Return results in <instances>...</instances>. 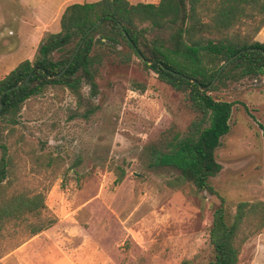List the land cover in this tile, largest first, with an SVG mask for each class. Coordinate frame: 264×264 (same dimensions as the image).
<instances>
[{
  "label": "rangeland",
  "instance_id": "374dc122",
  "mask_svg": "<svg viewBox=\"0 0 264 264\" xmlns=\"http://www.w3.org/2000/svg\"><path fill=\"white\" fill-rule=\"evenodd\" d=\"M30 1L50 17L59 5L79 3L0 0V79L36 54L38 45L29 52L33 35L21 20L29 17ZM254 40L264 42V26ZM100 43L91 51L93 89L82 82L75 96L47 88L26 100L15 119L16 131L35 153L61 165L23 179L30 190L48 184L42 217L53 223L34 236L8 230L0 240V264H198L209 252L208 229L219 199L229 217L239 202L264 205V73L253 80L227 73L207 93L231 104L228 133L214 151L220 170L207 180L215 192L210 195L190 183L170 187L179 172L154 163L157 153H166L165 141L198 119L184 95L134 56L124 60V45ZM120 171L123 178L114 184ZM236 264H264V227L243 243Z\"/></svg>",
  "mask_w": 264,
  "mask_h": 264
},
{
  "label": "trees",
  "instance_id": "16d2710c",
  "mask_svg": "<svg viewBox=\"0 0 264 264\" xmlns=\"http://www.w3.org/2000/svg\"><path fill=\"white\" fill-rule=\"evenodd\" d=\"M97 21L100 24L83 38L69 66L55 77L83 33ZM58 25V32L46 33L39 41L32 61L19 62L0 79L1 94L29 74L25 84L0 99V240L8 230L19 228L34 236L53 223L42 217L48 184L30 190L22 183L28 176L52 172L61 162L35 153L16 131L15 119L22 104L47 88L66 89L75 96L82 82L93 89L96 55L91 51L101 40L107 45H124L129 50L122 56L124 60L134 56L161 83L184 95L198 119L166 140V153H157L154 163L179 172L167 182L170 187L190 183L194 191L215 195L207 180L220 170L214 151L228 133L231 104L213 100L207 93L228 74L233 80H253L264 73V42L254 40L264 26V0H159L134 5L126 0H98L67 5ZM148 33L153 35L150 40L146 39ZM95 34L100 35L96 41ZM239 51L242 53L207 88L219 67ZM122 178L121 171L115 174L114 184ZM222 203L219 199L212 213L209 252L198 264H236L243 243L264 227L261 202H239L231 217Z\"/></svg>",
  "mask_w": 264,
  "mask_h": 264
},
{
  "label": "crops",
  "instance_id": "0c3cea01",
  "mask_svg": "<svg viewBox=\"0 0 264 264\" xmlns=\"http://www.w3.org/2000/svg\"><path fill=\"white\" fill-rule=\"evenodd\" d=\"M137 1H141V3H142V0H137ZM92 2H96V1H92V0H79V3H77V4L92 3ZM133 2H134V0H132V3L129 2V4L134 5ZM32 3L34 5L28 6V7H30L28 9V16L29 17L31 16V18H32L31 21H28L29 19H27V18H29V17H23L24 19L21 18L23 25H25L24 28L31 35H33L31 37V39H30V45H31L30 46V51H29L30 53L34 51L35 47L38 45V43H39L40 39L42 38V36L44 35V33H56V32H58L56 30L57 29L56 28V26H57L56 23L58 22L59 17H60V14L62 13L63 9L67 6L66 4L63 5V6L62 5H59L57 7L55 13L50 17V15L49 16L47 15V12H46L45 8H39L40 5L36 6V2L35 1H30L27 4H32ZM143 4H152V3H148V1L146 0V2L143 3ZM58 30H59V25H58ZM10 53H11V50L5 51L4 56H3V59L5 60L6 58H9L10 57Z\"/></svg>",
  "mask_w": 264,
  "mask_h": 264
},
{
  "label": "water",
  "instance_id": "95a60500",
  "mask_svg": "<svg viewBox=\"0 0 264 264\" xmlns=\"http://www.w3.org/2000/svg\"><path fill=\"white\" fill-rule=\"evenodd\" d=\"M100 24V21H97V22H95L88 30H86L84 33H83V35H82V37H81V39L79 40V42H78V44H77V46L75 47V49H74V51L72 52V54H71V56L69 57V59H68V61H67V63H66V65H65V67L63 68V70L60 72V73H58L55 77H59L63 72H64V70L69 66V64L71 63V61H72V59L74 58V56H75V54H76V52H77V50H78V48H79V46L81 45V42H82V40H83V38H85L94 28H96L98 25ZM242 52L241 51H239L237 54H235V55H233V56H231L230 58H228L220 67H219V69L217 70V73L215 74V76L213 77V79L211 80V82H210V84L207 86V88H209L210 87V85L211 84H213V82H214V80L217 78V76L219 75V73L235 58V57H237L238 55H240ZM148 64H150V63H148ZM262 70L264 71V67L262 68ZM28 78H29V74L22 80V82H20V83H18V84H16L15 86H13V87H11V88H8V89H5V90H3L2 92H1V94H0V99H1V97L3 96V95H5L6 93H8L9 91H12V90H14V89H17L18 87H20L21 85H23V84H25L26 82H27V80H28ZM191 83H193V84H195V82L194 81H190ZM202 90H204V89H202ZM0 109H1V106H0Z\"/></svg>",
  "mask_w": 264,
  "mask_h": 264
}]
</instances>
